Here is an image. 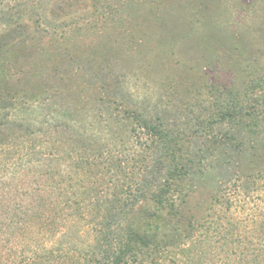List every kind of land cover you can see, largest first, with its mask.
<instances>
[{
  "label": "rangeland",
  "instance_id": "374dc122",
  "mask_svg": "<svg viewBox=\"0 0 264 264\" xmlns=\"http://www.w3.org/2000/svg\"><path fill=\"white\" fill-rule=\"evenodd\" d=\"M1 45L16 73L7 88L24 97L0 110V123L15 132L14 145L0 150V206L26 210L47 246L58 223L49 193L60 175L78 180L80 166L101 192L112 163L121 159L128 173L141 165L132 155L150 151L123 110L182 130L211 120L228 93L264 89V0H0ZM202 143L183 139L187 150ZM255 149L251 162L262 166L264 144ZM225 180L234 216L264 206V193ZM209 198L205 190L192 196L185 215L204 216Z\"/></svg>",
  "mask_w": 264,
  "mask_h": 264
},
{
  "label": "trees",
  "instance_id": "16d2710c",
  "mask_svg": "<svg viewBox=\"0 0 264 264\" xmlns=\"http://www.w3.org/2000/svg\"><path fill=\"white\" fill-rule=\"evenodd\" d=\"M7 49L0 46V110L24 97L23 90L7 88L16 77L9 70ZM122 112L125 119L136 120L134 136H145L143 145L150 151L132 155L141 165L126 173L121 159L107 160L114 164L110 184L101 192L85 182L86 171L80 166L78 180L69 176L71 172L60 175L49 193L48 206L58 209V223L47 246L26 210L2 204L0 264H45L51 258L55 264H264V206L257 208L258 213L234 216L225 192L227 176L245 191L264 193V165L251 162L254 155L249 152L264 144V89L230 92L211 120L182 130L127 109ZM221 125L223 134L206 137ZM11 130L0 123V150L14 145ZM186 133L203 143L187 150ZM82 165H89L86 157ZM122 176L126 180L120 183ZM209 176L213 187L206 184ZM203 190L210 192L204 216L185 215L190 198ZM48 215L37 216L40 225L45 226ZM21 230L20 236L15 234ZM9 233L10 247L8 239L6 245L3 242Z\"/></svg>",
  "mask_w": 264,
  "mask_h": 264
}]
</instances>
